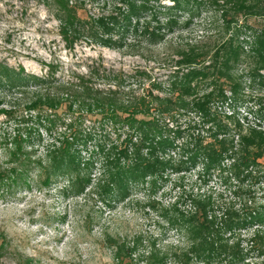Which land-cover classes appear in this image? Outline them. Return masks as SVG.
Masks as SVG:
<instances>
[{
	"label": "trees",
	"instance_id": "obj_1",
	"mask_svg": "<svg viewBox=\"0 0 264 264\" xmlns=\"http://www.w3.org/2000/svg\"><path fill=\"white\" fill-rule=\"evenodd\" d=\"M37 1L69 50L84 43L142 56L202 12L218 18L207 38L173 44L178 60L165 81L94 69L68 82L56 64L34 75L0 63V107L8 97L25 100L17 116L19 104L1 110L17 129L4 145L0 195L61 184L65 197L90 192L110 205L195 169L224 184L232 176L248 186L231 200L206 190L159 207L175 244L105 241L117 264H264V204L255 191L264 185V0ZM99 79L106 88L94 84ZM57 129L38 158L40 131Z\"/></svg>",
	"mask_w": 264,
	"mask_h": 264
},
{
	"label": "rangeland",
	"instance_id": "obj_2",
	"mask_svg": "<svg viewBox=\"0 0 264 264\" xmlns=\"http://www.w3.org/2000/svg\"><path fill=\"white\" fill-rule=\"evenodd\" d=\"M86 8L90 13L99 12L97 7ZM211 14L202 12L186 30L168 37L166 44L140 56L84 43L69 50L59 36L58 22L39 1L0 0V63L12 68L22 67L26 73L34 75H44L46 65L56 64L59 67L56 76L68 82L72 75L89 76L94 69L99 70L100 76L103 70L125 74L147 71L152 78L165 81L176 69L178 60L173 44L200 41L211 35L218 18ZM93 82L101 88L107 87L100 79ZM261 92L254 90L252 95ZM24 102L8 97L0 107V169L7 167L8 154L4 145L9 144L17 129V122L8 119L1 110H11L10 106L19 104V108L15 107L17 116ZM183 121L181 119L179 124ZM90 124L85 123L86 126ZM57 132L58 129L46 135L40 131L42 143L34 147L38 158L44 157L45 146ZM247 186L248 183L237 182L232 176H227L225 184L216 175L199 177V170L195 169L171 175L158 189L137 188L124 201L110 205L90 192L79 197H65L61 184L0 195V264H117L106 238L129 243L141 238L144 248L154 239L160 247L175 244L174 232L159 219V207L191 192L206 190H215L223 199L231 200L239 187L246 190ZM255 191L256 198L264 204V185Z\"/></svg>",
	"mask_w": 264,
	"mask_h": 264
}]
</instances>
